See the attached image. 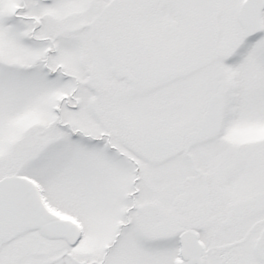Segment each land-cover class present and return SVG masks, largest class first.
Segmentation results:
<instances>
[{
  "label": "snow or ice",
  "instance_id": "snow-or-ice-1",
  "mask_svg": "<svg viewBox=\"0 0 264 264\" xmlns=\"http://www.w3.org/2000/svg\"><path fill=\"white\" fill-rule=\"evenodd\" d=\"M0 264H264V0H0Z\"/></svg>",
  "mask_w": 264,
  "mask_h": 264
}]
</instances>
